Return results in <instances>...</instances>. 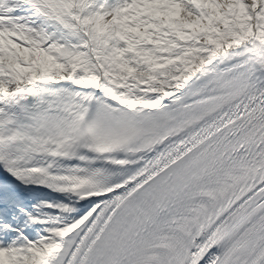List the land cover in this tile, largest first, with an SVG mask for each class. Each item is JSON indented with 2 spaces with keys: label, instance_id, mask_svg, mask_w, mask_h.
Segmentation results:
<instances>
[{
  "label": "snow or ice",
  "instance_id": "6c2138e0",
  "mask_svg": "<svg viewBox=\"0 0 264 264\" xmlns=\"http://www.w3.org/2000/svg\"><path fill=\"white\" fill-rule=\"evenodd\" d=\"M0 264H264V0H0Z\"/></svg>",
  "mask_w": 264,
  "mask_h": 264
}]
</instances>
